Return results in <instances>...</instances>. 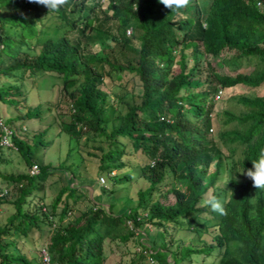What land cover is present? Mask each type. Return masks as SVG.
Masks as SVG:
<instances>
[{
    "label": "trees",
    "instance_id": "1",
    "mask_svg": "<svg viewBox=\"0 0 264 264\" xmlns=\"http://www.w3.org/2000/svg\"><path fill=\"white\" fill-rule=\"evenodd\" d=\"M130 22L132 33L126 35ZM95 32L109 35L119 53L111 56L110 51L104 55L87 51V40ZM133 39L138 45L133 44ZM187 48L191 49L190 60ZM223 50L233 52L222 56ZM249 56L264 61V0H209L205 8L195 6L192 14L183 9L178 13L166 9L159 0H67L59 11H49L29 0H0V76L16 75L14 82L0 81V100L18 107L25 102L18 81L38 72L58 73L61 90L72 109L68 121L60 124V133L67 132L77 139L89 131L110 137L111 146L102 156V167L110 175L113 169L125 165L122 156L126 138L134 150L146 155V161L139 163L138 175L148 182L137 189V203L121 212L112 211L113 203L108 208L96 203L71 216L70 202L65 199L58 222H54L52 217L64 192L73 191L75 186L58 190L50 212L43 211V205L32 209L24 206L30 203L35 190L43 188L50 169L36 159L30 136L16 120L38 117L41 110L27 108L13 117L1 116L11 128V139L27 168L35 162L39 170L33 175L27 170L2 174L5 179L22 184L16 185L18 194L12 199L15 212L0 224V264H35L24 253L6 251L2 235L14 229L27 234L34 227L43 235L41 219L48 225L55 223L47 235L55 264H104L105 239L128 240L145 222L159 227L170 222L177 228H190L193 221L187 217L204 211L213 220L215 233L205 246L210 248L207 254L216 250L215 264H264V189L254 188L252 180L240 178L244 174L237 170V165L243 171L252 168V160L264 148V95H239L237 100L243 110H224V121L244 124L240 129H223L217 138L208 132L213 124V98L218 88L236 84L257 87L264 83V68L240 70L241 58ZM202 60L208 69L204 76ZM221 65L235 73L220 72ZM116 69L118 76L126 70L130 77L137 78L140 93L138 101L125 102L126 110L108 133V93L102 85ZM203 84L205 88L200 91L183 92L185 87ZM39 142L46 146L49 139L41 137ZM240 146H244L242 154L234 159L233 153ZM71 150L68 148L66 156ZM223 171L227 184L215 188ZM115 174L114 181H127L132 176L130 171L121 176ZM165 185L170 186L174 196L172 203L154 198ZM210 188L212 195L228 201L224 204L226 214L204 206L203 198ZM13 218H19L22 226L15 225ZM140 243L153 255L156 248L152 243ZM164 246L162 242L156 251H162ZM203 247L183 246L172 253V260L165 258L163 264H178L185 255L202 251Z\"/></svg>",
    "mask_w": 264,
    "mask_h": 264
},
{
    "label": "rangeland",
    "instance_id": "2",
    "mask_svg": "<svg viewBox=\"0 0 264 264\" xmlns=\"http://www.w3.org/2000/svg\"><path fill=\"white\" fill-rule=\"evenodd\" d=\"M209 0H190L189 5L184 8L185 13L192 14L195 6L200 5L202 8L207 7ZM115 23L114 20L111 21ZM127 27H133V22H130ZM126 27V28H127ZM126 35H131L127 33ZM85 39L82 38V41ZM86 50L97 52L104 55L110 51L111 56L118 54V47L114 40L104 32H95L88 40ZM133 44L138 45V41L133 39ZM190 48L186 49L188 59L190 60ZM115 52V53H114ZM232 50H223L222 56H229ZM201 55V51L198 53ZM241 71L250 72L264 68V61L258 56L242 57ZM201 76H204L208 69L205 65V60L201 62ZM98 69L101 65L98 64ZM220 72L229 74L235 73L229 69L227 65H221L218 68ZM14 77L9 74L0 76L1 82H14ZM21 83V88L25 96V102L19 104L18 107L0 100V116L3 118L13 117L18 113H24L29 108L31 111L41 110L40 115L32 117H24L16 120V123H21L26 126V133L30 136L34 155L37 160L48 164L50 172L47 178L43 181V188L35 190L31 195L30 203H25V208L32 209L43 205L42 210L50 212L52 201L58 190L66 186L70 188L75 186L71 192L65 191L63 200L58 204L52 220L58 222V212L63 206L64 200L70 202L68 215L73 216L77 211L85 209L93 204H102L108 208V204L113 203L112 211L121 212L122 210L134 206L137 203V189L145 187L148 182L143 177H139V163L146 161V155L140 150H134L132 144L126 138L124 145L125 153L122 156L125 165L122 169L115 168V175H123L126 171H130L132 176L127 181H114L112 175L102 167L105 160L102 156L105 151L111 146V138L105 135H100L94 132H86L79 139L68 134L67 132L60 133V124L62 121H68L70 117L71 104L67 95L61 90L62 79L58 73L54 71L38 72L34 76H24ZM102 88L107 91V102L105 111L108 113V122L106 131L109 133L111 125L117 118L126 110L125 102L139 100L140 83L137 78L130 77L128 71L123 70L118 76V70L111 71L107 76ZM205 88V85L198 87L184 88L183 92H197ZM223 92L218 100L213 101L212 109V128L208 130L209 135L215 138L223 129H231L233 127L241 128L244 126L236 121L225 122L226 115L224 110H230L238 113L243 110L242 105L238 102L237 97L242 94L264 95V83L257 87H248L243 84L223 87ZM212 98V97H211ZM48 129L44 132L45 127ZM49 139V143L43 146L39 139ZM117 143V142H116ZM114 143V144H116ZM117 146H120L119 144ZM72 147L69 156H66L68 148ZM225 152L230 154L229 150L222 144ZM244 146H240L233 153V158L237 159L242 154ZM0 182L3 184L12 183V181L4 178L2 174L17 173L27 170L25 160L21 153L16 148L2 146L0 148ZM64 161V163H63ZM214 162L208 168V172L213 168ZM224 166V165H223ZM224 168V167H223ZM237 170L242 173V169L237 165ZM99 176H103L105 181L100 182ZM240 178H248L245 174ZM250 179V178H249ZM227 184L226 172L223 171L217 178L215 188L225 187ZM177 186L183 187L181 182H177ZM214 188V189H215ZM210 188L204 195L203 201L212 194ZM18 194V188H13L12 192L5 198H0V224L3 225L9 219L10 215L15 212L12 204V199ZM43 197V198H42ZM165 203H172L174 196L170 190V186H162L160 191L154 195ZM39 218H41L39 216ZM14 220V224H22L19 218ZM192 220V227L177 228L172 223H166L165 226L159 227L149 222H145L138 233L130 237L128 240L105 239V263L118 264L129 262L130 264H163L165 258L172 260V253L178 251L183 246L192 248L204 247L202 251L191 253L184 256L178 264H215L216 250L207 254L210 250L205 244L211 240L215 230L211 226L213 220L207 211L195 215L193 218L188 216L187 220ZM40 227L44 229L43 235L37 228H31L27 234H23L20 229H14L7 234L2 235L3 241L6 243L5 250L10 253H24L28 259L35 264L43 263L40 256L41 245L48 242V232L51 231L55 223L47 224L44 220L39 221ZM141 234L139 235V233ZM141 240L146 241V244L152 243L153 255L149 254V250L145 251ZM166 246L162 251L161 243ZM144 245V244H143ZM144 250V251H143ZM185 252V248L182 249ZM171 252V253H170ZM185 253H183L184 255ZM11 264H18L12 262Z\"/></svg>",
    "mask_w": 264,
    "mask_h": 264
},
{
    "label": "clouds",
    "instance_id": "3",
    "mask_svg": "<svg viewBox=\"0 0 264 264\" xmlns=\"http://www.w3.org/2000/svg\"><path fill=\"white\" fill-rule=\"evenodd\" d=\"M31 3H36L45 6L49 11H59V9L67 3V0H29ZM159 2L171 11H176L186 8L190 0H159ZM19 11V10H17ZM21 16L27 17L23 12L19 13ZM252 168L242 171L253 182V187L256 189H264V148L260 149L257 159L252 160ZM228 201L221 200L219 197L209 194L203 201L204 206L209 207L221 215L226 214L224 204Z\"/></svg>",
    "mask_w": 264,
    "mask_h": 264
},
{
    "label": "built area",
    "instance_id": "4",
    "mask_svg": "<svg viewBox=\"0 0 264 264\" xmlns=\"http://www.w3.org/2000/svg\"><path fill=\"white\" fill-rule=\"evenodd\" d=\"M257 5L260 6L261 3L259 1H257ZM126 30H127V33H130L132 29H131V27H127ZM222 92H223V89L222 88H218L213 99L214 100H218L221 97ZM22 129L26 130V126L22 125ZM11 133H12L11 128L4 122V120L0 116V145L1 146L16 148L14 143H13V141H12V139H11ZM38 170H39V167H38L37 163H35V162L32 163L27 168V172L30 175L36 174L38 172ZM111 174H115V169H113L111 171ZM98 179H99L100 182H104L105 181L103 176H99ZM21 184H22L21 182H19V183L18 182H12V183L10 182V183H7V184H4V183L2 184L0 182V198L8 196L12 192L13 188H17V186L21 185ZM143 214L146 215V212L143 213ZM128 224H129V227L132 228L131 223L129 221H128ZM135 230L138 231L139 229L136 228ZM141 241H143V240H141ZM144 250L147 251L146 249H144ZM148 252H150V251H148ZM40 256H41V259H42L43 263H45V264H55V262H53V260H52V256H51V253L49 252L47 243L41 245Z\"/></svg>",
    "mask_w": 264,
    "mask_h": 264
}]
</instances>
